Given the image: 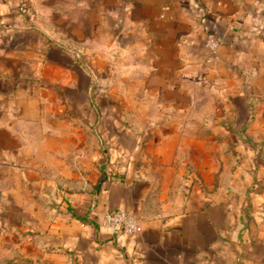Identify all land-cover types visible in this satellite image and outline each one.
Listing matches in <instances>:
<instances>
[{
  "label": "crops",
  "instance_id": "0c3cea01",
  "mask_svg": "<svg viewBox=\"0 0 264 264\" xmlns=\"http://www.w3.org/2000/svg\"><path fill=\"white\" fill-rule=\"evenodd\" d=\"M22 1L30 2L0 0V179L14 183L0 182V194L12 197L0 208L3 224L17 226L6 236L11 261L0 264H264V233L248 229L241 204L206 196V171L193 165L205 140L191 131L201 127L191 114L206 110L192 103L198 90L218 91L229 112L257 111L247 86L227 89L228 81L251 80L255 91L264 72V0H89L71 32L81 49L74 53L30 24ZM209 33L220 43L214 54ZM35 59L46 68L21 88L5 85L21 61ZM93 70L109 85L123 80L122 96L139 101L95 104ZM67 77L72 105L30 109L21 96L37 80ZM67 191L73 195L52 215L51 194ZM107 211L133 216L137 232L105 227ZM5 235L0 229V248Z\"/></svg>",
  "mask_w": 264,
  "mask_h": 264
},
{
  "label": "rangeland",
  "instance_id": "374dc122",
  "mask_svg": "<svg viewBox=\"0 0 264 264\" xmlns=\"http://www.w3.org/2000/svg\"><path fill=\"white\" fill-rule=\"evenodd\" d=\"M88 2L89 0L77 4L75 0H30V2L22 1L21 3L27 12V16L29 17L28 22L30 24L42 28L54 41H66L67 47L74 53L76 51L81 52V49L77 48L75 34H71V32L72 30L75 31L76 24L78 23L77 19H80L77 16L80 7L85 8ZM84 20L88 19L85 18ZM87 30L88 36L90 35V29ZM66 33L68 35L65 40L64 36ZM102 45L104 46V44ZM37 49H39V53L42 51L40 48ZM25 50L28 49L20 50L21 58H25V54L23 53ZM101 50L104 51L105 46L101 47ZM17 67L20 71L16 79L13 82L7 81L5 85L10 83L11 87L13 83L21 88V84L25 82L23 80L31 78V75H33L31 73L34 71H42V69L46 68V65L41 63L40 60L35 59L34 62L21 61V65H17ZM104 68L105 66H103ZM103 69L101 72H104ZM93 75L95 79L97 78L92 84V98L95 104L98 105L102 99L117 106H123L127 102L133 103L134 99L139 101L138 98H132V100L131 97L122 96L123 91L121 89L124 85L123 80L112 81L113 84L109 85L108 80L105 79L106 76L97 73L95 70H93ZM258 81L254 86L255 91H252L251 80L250 82L242 83L239 81H228L229 88L227 90L231 92H238L243 85L248 87L250 91V95L247 98L248 104L250 105L251 101V104L254 106L253 108L257 110L252 113L246 112L241 114L229 112L226 109V105H228L227 99L218 93V91L215 92L213 89L212 92L209 94L206 93L205 95L202 94L201 90H198L194 94L192 103L198 107L203 106L206 110L191 114V120L196 121V126L201 124L200 128L191 131H193L195 136H203L202 139L205 140V144L202 145L200 143L195 146V161H193V165L197 171L199 169L206 171V185L211 187H206V196L209 198L210 194L212 201H225L226 199L230 203L237 201L241 204L240 212L246 220L248 229H252L254 233L257 231L264 233V72L260 75ZM36 83V88H32L26 94H21L24 101L28 99L26 104L29 108L37 107L39 104L52 105L53 107L55 104H60L65 101H67L68 105H72L76 100L70 97L72 95L70 90L74 87V82L71 80V77H67V82L63 81V79L50 81L46 79L37 80ZM252 84H254L253 80ZM217 85H221L223 88L225 87V81L219 80ZM111 87L115 90L116 96L114 97L109 94ZM67 93L69 97L66 98L64 95ZM32 115L34 116V113L29 114L30 117ZM52 115L55 116V113H52ZM241 122L246 125L244 130H240L242 127ZM225 125L236 126L235 128L238 129H229L227 131L224 129ZM13 131L18 134V132L22 133L27 130L17 129V132L16 128H14ZM240 132L241 135H239ZM242 135L247 136V138L255 142L254 149H252L251 144L242 142V137H240ZM208 139L211 140V144L210 142L208 143ZM240 171H243L242 177ZM6 172L10 173L12 171L9 170ZM197 177L198 179H194L193 177V180L200 186L203 178L201 176ZM12 179L17 180V178L13 177ZM198 180L200 183H198ZM1 181L2 187H8L14 184L11 183V177L1 178ZM15 183L17 184V181ZM243 183L245 185L247 184L248 187H243L241 185ZM66 193L65 195H61L59 192L51 194L52 215L57 214L59 212L58 207L63 202L69 201V198L73 195L70 191ZM36 200H39L41 204L44 201L43 196L40 195H37ZM11 201L12 197L10 194H0V206L4 210H6L7 203L11 204ZM25 205L27 203H23L21 206ZM1 211L4 214V220L0 222V229L6 235L4 242H1L0 258L10 263V259L12 258V243L10 237L6 238V236L8 233H11L12 229H17V226L3 224L8 219V216L2 208H0V213ZM43 215L40 212L37 216L43 217ZM22 227L27 228V226L23 225L20 226V229Z\"/></svg>",
  "mask_w": 264,
  "mask_h": 264
},
{
  "label": "built area",
  "instance_id": "2783aa9c",
  "mask_svg": "<svg viewBox=\"0 0 264 264\" xmlns=\"http://www.w3.org/2000/svg\"><path fill=\"white\" fill-rule=\"evenodd\" d=\"M219 44L218 39L214 35H207L205 39V46L209 48L213 54ZM102 224L110 229H120L123 233L129 235L135 234L138 230V223L136 219L123 211L105 212L102 215Z\"/></svg>",
  "mask_w": 264,
  "mask_h": 264
},
{
  "label": "trees",
  "instance_id": "16d2710c",
  "mask_svg": "<svg viewBox=\"0 0 264 264\" xmlns=\"http://www.w3.org/2000/svg\"><path fill=\"white\" fill-rule=\"evenodd\" d=\"M209 34H211V33H209ZM212 35H214V34H212ZM216 37V36H215ZM217 38V37H216ZM242 132V131H241ZM241 132L239 133V135H241ZM244 143H249V144H251V147H252V149H254V143H251L250 142V140L249 139H244V140H242ZM81 219L83 220V221H85V222H90V220L87 218V217H81ZM93 225L95 226V227H97L98 225L96 224V223H94L93 222Z\"/></svg>",
  "mask_w": 264,
  "mask_h": 264
}]
</instances>
